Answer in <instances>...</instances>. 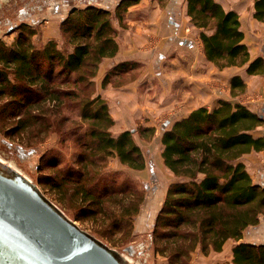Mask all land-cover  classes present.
Here are the masks:
<instances>
[{
	"label": "trees",
	"instance_id": "16d2710c",
	"mask_svg": "<svg viewBox=\"0 0 264 264\" xmlns=\"http://www.w3.org/2000/svg\"><path fill=\"white\" fill-rule=\"evenodd\" d=\"M137 1L120 0L114 15L122 19L121 11ZM187 14L202 29L200 39L207 60L221 69L248 62V74L264 73L262 57L249 62L235 11L225 10L215 0H187ZM110 15L108 9L94 5L73 8L62 21L63 32L74 45L69 52L57 49L54 41L35 47L31 40L34 31L27 23L18 26L14 46L6 48L0 41V98L9 97L0 102V115L19 117V130L45 129L54 122L47 121L48 113L55 114L64 104L71 106L77 100L81 119L90 122L89 140L83 145L90 146L94 155H116L122 164L142 170L145 158L132 132L113 137L108 131L113 119L107 103L100 96H91L101 61L119 51ZM254 18L264 22V0H254ZM132 66L129 61L112 66L103 85ZM56 77H63L65 89L56 85ZM232 86L244 87V82L234 77ZM60 121L62 118L57 125ZM262 123V116L247 107L221 101L211 110H192L163 132V162L181 180L168 187L153 234L157 242L165 243L160 251L169 253L171 263L180 262L198 246L205 252L211 248L220 251L228 239L239 240L245 229L264 217V186L253 183L244 164L235 162L245 153L264 149V137L253 135ZM79 163L77 170L58 169L57 174H62L59 182L72 184L75 193L94 206L99 200L86 184L96 177L89 174L90 162L84 155ZM43 178L38 179L39 184ZM141 201L142 196L131 200L129 214L138 213ZM232 264H264V244L238 243Z\"/></svg>",
	"mask_w": 264,
	"mask_h": 264
},
{
	"label": "rangeland",
	"instance_id": "374dc122",
	"mask_svg": "<svg viewBox=\"0 0 264 264\" xmlns=\"http://www.w3.org/2000/svg\"><path fill=\"white\" fill-rule=\"evenodd\" d=\"M119 1L6 0L0 6V41L6 48L14 46L19 35L18 26L27 23L34 31L31 40L35 47L39 48L50 41H54L57 49L69 52L74 48V45L70 43L68 35L63 32L62 21L71 9L91 5L108 9L111 13L110 22L114 29L116 41L118 46L122 45L124 54L120 59L116 57L117 53L114 57L104 58L101 61L99 68L102 67V70L98 69L100 74L97 73L98 76L96 74V79L95 77L93 79L94 86L91 96H100L107 103L108 112L113 119V125L108 128V131L113 137H118L126 130L132 132L135 142L143 152L146 162L145 168L133 170L122 164L116 155L92 154L90 146L85 147L83 145V141L89 140L87 136L90 122L81 119L80 110L75 102L77 100L71 106L64 104L55 114L48 113L45 118L50 123L54 122L53 126L45 129L30 127L19 130L16 128L19 117H4L1 114L0 154L14 162L20 170L37 183L39 178L45 177L42 179L43 183H38L43 193L62 208L82 229L94 234L113 248L125 250L141 264H232L233 248L238 243L264 244L263 216L257 225L245 229L242 238L239 240L228 239L220 251L211 248L205 252L198 246L187 257L176 263L170 262L169 253L160 251L165 243L157 242L153 234L156 215L163 205L170 184L181 180L163 162L161 136L176 120L186 117L189 113L185 115L186 102L177 103L169 110H157L159 95L166 96L172 86L167 84L169 78L165 77L171 72V57H166L160 67L151 61L149 51L159 46L160 38L154 34H149L148 30L142 36L141 45L134 49L135 54L129 57L125 56L127 55L126 51L130 50V46L129 43H125L126 46L123 48V32L133 26L129 23L128 18L133 17V20L142 22L145 15L138 11L135 15H129V8L135 4L132 3L121 11L122 19H120L118 15H114ZM159 1L161 7L165 9L171 5L174 14L172 16L181 20L180 4L182 0H176L174 4L171 3V0ZM197 29L201 42L200 33L202 29ZM184 33L183 37L185 38H193L195 35L193 30L188 28L185 29ZM263 46L264 36L256 46L257 54H260L258 57H262L264 60ZM158 54L155 52L154 57ZM202 54L204 55L203 47ZM256 58H251L249 54V62ZM149 60L150 64L148 63ZM127 61L133 66L124 73L110 77L109 81L103 85V78L107 70ZM246 65L248 67V62L244 65L233 66L244 68ZM0 67L3 68L2 64ZM9 75L13 78V73H9ZM233 78H231L230 85H210L209 87L213 93L220 91L223 92V95L226 92L229 93L228 100L223 99L221 101L243 105L261 115L263 123L254 129L253 135L264 137V92L252 93L245 83L244 87H233ZM62 79L63 77H56L55 83L59 85L60 89H65L66 85L61 83L63 82ZM109 85L113 89L112 92L107 93L106 90ZM121 87H125L127 92H132V89L135 91L132 101L124 100V98L121 101L118 98L117 92ZM89 91L91 92V88ZM171 95L172 93H169L166 97ZM6 100L8 101L9 97L0 98V102ZM213 108L215 107L208 109ZM34 112L37 113V111ZM61 118L62 121L57 125ZM65 118L66 120H64ZM74 129L75 133H69ZM82 138L84 139L80 140ZM90 153L91 155H89ZM83 155L87 162H90L87 168L89 174L96 177L95 180L86 184V187L92 188L94 197L99 200L94 206L89 204L90 201L83 200L80 193H75V187L72 184L60 183L62 174H60L61 172L59 175L57 174V170L60 168L63 171L70 168L79 169L81 167L79 159ZM235 162L244 164L253 183L264 186V149L245 153ZM139 196H142L139 211L136 215H131L129 214L131 200ZM121 201L122 203H120Z\"/></svg>",
	"mask_w": 264,
	"mask_h": 264
},
{
	"label": "crops",
	"instance_id": "0c3cea01",
	"mask_svg": "<svg viewBox=\"0 0 264 264\" xmlns=\"http://www.w3.org/2000/svg\"><path fill=\"white\" fill-rule=\"evenodd\" d=\"M215 1L222 5L225 10L235 11L239 15L240 29L244 34L243 41L248 47L251 58L258 57L260 54H257L258 50L256 46L263 39L264 22H260L254 18V0ZM171 3H176V0H171ZM137 11L145 15L143 16L145 19L141 22L140 20H133V17L128 18L129 23L133 24V26L123 32V48L126 46L125 43H129L130 46V50L126 51L127 55L125 56L129 57L135 54L133 52L134 49L141 45L142 36L148 30L149 34H154L160 38L159 46L149 51V58H152L151 61L157 67H160L166 60V57L170 56L172 60L171 72L165 75L166 78H169L167 84L172 85L169 91L172 95L168 97L166 96L169 93L166 96L159 95L157 110H169L177 103L183 102L187 103L184 107L186 109L185 115L201 106L208 108L217 107L221 100H228L229 93L226 92L224 95L221 91L213 93L209 86L230 85L231 78L234 76H240L247 85L248 90L251 89L252 93L264 92V73L248 74L246 70L247 65L244 67L245 69L237 66L219 69L214 63L206 59L202 54L199 30L190 23L187 14V0H182L180 4L181 20H177L176 17L172 16L174 14L171 5L165 9L161 7L159 0H139L129 8V15H135ZM187 28L193 30L195 33L193 38L183 37ZM262 49L264 50V46ZM155 52L156 54L159 53L156 57H154ZM123 54L121 45L116 57L120 59L123 57ZM148 63L150 64V60ZM100 70H102V67ZM100 70H98V74H100ZM212 81L214 82L212 83ZM124 88L121 87L118 90V98L121 101L123 98L124 100L132 101L135 91L132 89V92H127ZM112 89L111 85H109L106 90L107 93L112 92ZM190 93L192 94L191 96Z\"/></svg>",
	"mask_w": 264,
	"mask_h": 264
},
{
	"label": "water",
	"instance_id": "95a60500",
	"mask_svg": "<svg viewBox=\"0 0 264 264\" xmlns=\"http://www.w3.org/2000/svg\"><path fill=\"white\" fill-rule=\"evenodd\" d=\"M0 264L141 263L82 229L0 154Z\"/></svg>",
	"mask_w": 264,
	"mask_h": 264
},
{
	"label": "flooded vegetation",
	"instance_id": "af4514ba",
	"mask_svg": "<svg viewBox=\"0 0 264 264\" xmlns=\"http://www.w3.org/2000/svg\"><path fill=\"white\" fill-rule=\"evenodd\" d=\"M67 3V2H66ZM72 10V9H71Z\"/></svg>",
	"mask_w": 264,
	"mask_h": 264
}]
</instances>
